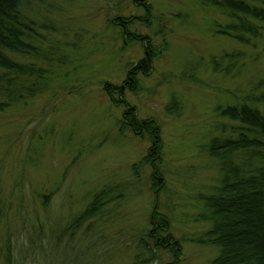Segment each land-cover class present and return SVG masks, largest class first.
<instances>
[{"label":"rangeland","instance_id":"1","mask_svg":"<svg viewBox=\"0 0 264 264\" xmlns=\"http://www.w3.org/2000/svg\"><path fill=\"white\" fill-rule=\"evenodd\" d=\"M52 2L61 11L52 10L58 13L57 31L43 29L44 48L51 51L46 62L51 88L28 106L0 112V204L7 212L0 216V264H131L139 237L152 226L156 202L181 240L177 264H210L218 250L194 238L209 226L197 221L199 193L209 191L218 169L201 146L216 123L215 107L234 102L233 91L248 93L264 75V40L246 46L212 33L213 20L226 19L212 0H151L152 16L166 25L154 40L160 43L166 33L169 47L149 75H140L141 89L127 90L126 99L137 106L139 117L154 118L162 128L160 166L166 181L156 195L148 165L139 167L140 183H131L137 180L133 163L147 154L151 141L120 133L124 109L104 89L105 81L123 84L128 68L143 56L141 43L123 48L118 28L108 22V9L112 14L144 11L131 0L46 4ZM118 2H124L123 11ZM178 13L187 19L175 20ZM225 51L243 54L226 75L208 62ZM173 96L180 104L177 111L168 109ZM15 180L19 186L12 189ZM118 182L132 186L128 198L114 202L110 215L94 222L91 231L86 222L66 232L96 190ZM51 190V203L43 204L37 192ZM174 258L167 248L152 264Z\"/></svg>","mask_w":264,"mask_h":264},{"label":"trees","instance_id":"2","mask_svg":"<svg viewBox=\"0 0 264 264\" xmlns=\"http://www.w3.org/2000/svg\"><path fill=\"white\" fill-rule=\"evenodd\" d=\"M46 1L0 0V112L28 106L31 99L51 88L46 67L51 51L44 48L48 38L43 29L57 31L53 22L57 21L58 13L55 11L61 9L53 2L46 4ZM131 1L133 7L142 9L144 14H112L110 7L108 22L118 28L123 48L128 44L141 43L143 56L128 68L123 84L116 86L105 81L104 89L113 104L124 109L120 133L148 136L151 141L147 154L133 163V177L137 180L130 179L131 183H140L139 167L148 165V177L158 195L166 181L160 166L163 160L162 128L156 119L138 116V108L126 99V91L141 89L140 75H149L153 71L155 59L169 47V40L166 33H162L165 37L160 43L154 40V36H161L160 31L166 25L152 16L151 0ZM211 5L226 18L224 21L213 20L212 33L230 37L246 46H257L259 41L264 40V0H212ZM53 7H56L55 11H52ZM116 7L123 11L126 6L124 2H118ZM173 18L187 19L182 13ZM48 20L52 25L47 23ZM154 23L157 25L152 27ZM140 26L149 31L141 30ZM242 57L239 51H225L209 58L208 62L214 72L226 75L231 74V69ZM231 95L235 98L234 102L215 107L216 123L209 139L201 146L215 160L218 170L209 191L199 193L202 209L197 221L206 222L209 226L194 239L199 244L218 250L210 264H264V75L248 93L242 94L238 90ZM178 103L173 96L168 109L177 111L180 108ZM104 185L91 195L85 209L66 226V232H75L86 222L91 231L94 222L110 215V206L114 202L128 198L126 191H132L128 183ZM18 186L15 180L12 189ZM52 191L37 192L43 204L51 203ZM13 193L10 192V198ZM6 215L3 204H0V216L4 218ZM151 222L152 226L145 228L146 231L139 237L138 250L131 264H152L167 248L175 255L168 264H177L181 240L170 231V220L160 212L157 202L151 211ZM11 232L8 229V234ZM10 245L7 243L4 247L6 251L9 248L11 253Z\"/></svg>","mask_w":264,"mask_h":264}]
</instances>
